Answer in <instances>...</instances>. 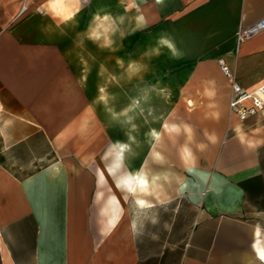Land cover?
Returning <instances> with one entry per match:
<instances>
[{
    "label": "crops",
    "instance_id": "crops-1",
    "mask_svg": "<svg viewBox=\"0 0 264 264\" xmlns=\"http://www.w3.org/2000/svg\"><path fill=\"white\" fill-rule=\"evenodd\" d=\"M80 14L114 16L119 35L164 32L156 41L172 57L212 63L226 118L195 149L185 123L148 129L144 145L94 124L85 136L53 138L50 128L69 120L62 106L89 102L62 48ZM263 19L264 0H0V264H264V110L242 122L231 115L218 64L245 91L260 86L264 31L240 45L235 33ZM215 89L205 91L209 108L220 106ZM132 113L152 116L137 100L113 116L127 125ZM111 145L132 165L129 194L111 181Z\"/></svg>",
    "mask_w": 264,
    "mask_h": 264
},
{
    "label": "rangeland",
    "instance_id": "rangeland-1",
    "mask_svg": "<svg viewBox=\"0 0 264 264\" xmlns=\"http://www.w3.org/2000/svg\"><path fill=\"white\" fill-rule=\"evenodd\" d=\"M78 22L77 32H61L65 43L62 48L71 63L68 68L77 74L73 85L79 94H87L89 102L87 106H62L59 116L69 120L50 128L53 138L61 141L66 135L85 136L94 124L109 130L112 139L126 140L129 130L144 145L148 129L160 130L163 122L185 123L194 130L191 147L195 149L193 144L202 141V133L213 127L211 122L226 118V89H215L212 63L184 61L181 55L172 57L168 48L156 41L164 37V32L141 29L119 35L114 16L80 14ZM212 89L218 91L216 100L221 101L217 108L207 107L211 100L205 91ZM187 99L195 103L190 106L193 108L187 107ZM136 100L150 107L152 116L132 113L127 125L113 116L123 115ZM129 124L134 127L129 128ZM106 157L113 171L111 181L129 194L126 179L132 165L120 161L112 145ZM173 165L190 186L196 185V175L183 171L177 162ZM134 206L132 200L131 207Z\"/></svg>",
    "mask_w": 264,
    "mask_h": 264
},
{
    "label": "built area",
    "instance_id": "built-area-1",
    "mask_svg": "<svg viewBox=\"0 0 264 264\" xmlns=\"http://www.w3.org/2000/svg\"><path fill=\"white\" fill-rule=\"evenodd\" d=\"M25 7L23 8V10ZM40 14L44 11L37 9ZM264 31V19L255 24L239 28L235 33L237 45L243 44L256 35ZM219 68L223 76L229 81V100L228 110L239 121H245L247 118L258 114L264 110V82L255 90L245 91L238 83L229 67L222 60L218 62Z\"/></svg>",
    "mask_w": 264,
    "mask_h": 264
},
{
    "label": "bare ground",
    "instance_id": "bare-ground-1",
    "mask_svg": "<svg viewBox=\"0 0 264 264\" xmlns=\"http://www.w3.org/2000/svg\"><path fill=\"white\" fill-rule=\"evenodd\" d=\"M147 171V170H146ZM145 171V172H146ZM144 172V173H145ZM147 173V172H146ZM140 174V173H139ZM142 174V173H141ZM148 174V173H147ZM149 175V174H148ZM147 175V176H148ZM146 176V175H145ZM133 179V181L135 182V183H137V185H140V186H142L145 182H146V180H145V178L142 176H137V175H134V177L132 178ZM132 181V180H131ZM147 183H148V180H147ZM152 183V182H151ZM149 184V183H148ZM144 186H145V184H144ZM150 186V185H149ZM139 198V197H138ZM138 201L139 202H143L141 199H138ZM146 202V201H145Z\"/></svg>",
    "mask_w": 264,
    "mask_h": 264
}]
</instances>
